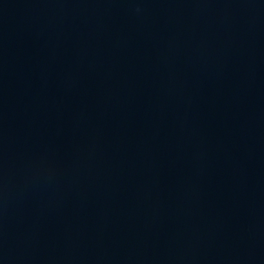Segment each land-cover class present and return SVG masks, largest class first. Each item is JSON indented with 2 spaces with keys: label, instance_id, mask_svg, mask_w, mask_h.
Wrapping results in <instances>:
<instances>
[{
  "label": "water",
  "instance_id": "1",
  "mask_svg": "<svg viewBox=\"0 0 264 264\" xmlns=\"http://www.w3.org/2000/svg\"><path fill=\"white\" fill-rule=\"evenodd\" d=\"M0 264H264V0H0Z\"/></svg>",
  "mask_w": 264,
  "mask_h": 264
}]
</instances>
